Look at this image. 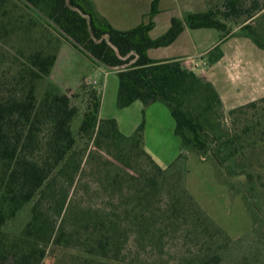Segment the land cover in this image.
Returning a JSON list of instances; mask_svg holds the SVG:
<instances>
[{
  "label": "trees",
  "instance_id": "trees-1",
  "mask_svg": "<svg viewBox=\"0 0 264 264\" xmlns=\"http://www.w3.org/2000/svg\"><path fill=\"white\" fill-rule=\"evenodd\" d=\"M205 1L206 11L172 17L167 31L153 38L159 0L140 24L126 30L101 15L94 0H0V264H43L56 247L80 252L71 264H121L131 237L144 249L163 251L165 239L183 229L202 238L198 264L221 262L215 241L224 231L180 182L170 183L174 164L163 167L144 149V119L125 136L115 119L100 118L99 91L83 81L86 109L75 133L79 108L72 96L53 84L41 91L57 61L60 36L117 69L119 107L165 103L183 149L210 156L229 180L242 178L250 208L261 213L264 97L225 114L211 81L180 58L149 55L173 44L186 28L217 29L222 41L247 37L264 50V0ZM222 57L219 45L207 54L210 65ZM79 139L99 150L79 149ZM101 151L109 159L97 163ZM87 162L96 165L92 174L103 199L97 205L77 198ZM31 202L29 221L20 237L10 240L5 226Z\"/></svg>",
  "mask_w": 264,
  "mask_h": 264
},
{
  "label": "rangeland",
  "instance_id": "rangeland-1",
  "mask_svg": "<svg viewBox=\"0 0 264 264\" xmlns=\"http://www.w3.org/2000/svg\"><path fill=\"white\" fill-rule=\"evenodd\" d=\"M201 1L208 9L206 1ZM191 2L194 9H200L199 0H159V17L155 18L156 34L165 32L171 17H183L188 11L187 5ZM151 4L152 0H140L139 3L132 0H114L111 4L109 0H99L97 10L103 16L111 15L113 24L110 23L115 28L126 30L143 21L146 12L150 11ZM141 11L145 14L142 18L137 17ZM60 37L62 43L57 61L51 75L42 84L41 91L48 84H53L61 92L72 96V104L79 108V114L73 121L74 132L77 133L86 109L80 90L84 81L88 87H95L99 91L100 118L115 119L119 130L125 136H131L144 119V149L163 167L174 164L170 183L175 185L180 182L178 185H181L187 195L211 217L215 225L224 231L225 234L215 241L221 255V262L218 264H264V187H260L264 177L257 182L261 192L258 202L262 209L261 213L257 214L250 208L240 189L242 178L229 180L210 156L203 157L192 150L183 149L174 132L175 120L165 103L156 102L148 111L140 101L128 107H119L117 69L91 59L65 38ZM181 45L190 53L191 62L185 66L198 72L206 80L209 76L215 79L224 91L225 114H228V107L234 108L264 97V50L252 39L232 37L222 41L221 32L217 29H189L188 35H184L174 47L166 49L165 52H173ZM216 45L220 46L224 55L226 54L224 60L213 64V69L209 72L208 59L207 65L201 64L197 67L196 61H201V58L197 57L199 50L210 49ZM76 94L79 96L74 97ZM78 147L92 149L91 151L99 150L92 142L80 139ZM101 153L103 155L97 163L108 158L105 152ZM95 166L94 162H87L78 180L77 198L85 202L84 204L97 205L103 201L96 182L97 176L92 174ZM69 196L74 203L76 197L72 194ZM32 205L33 202L25 205L17 217L5 226L4 231L10 240L20 237L22 229L31 217ZM60 220L61 217L58 218L57 224ZM196 234H188L187 229L173 233L172 237L165 239L166 247L163 251L144 249L131 237L127 249L128 257L126 262L121 264H198L203 251L200 247L202 238ZM78 254L80 252L74 247H56L46 254L41 263L71 264L72 257Z\"/></svg>",
  "mask_w": 264,
  "mask_h": 264
},
{
  "label": "crops",
  "instance_id": "crops-1",
  "mask_svg": "<svg viewBox=\"0 0 264 264\" xmlns=\"http://www.w3.org/2000/svg\"><path fill=\"white\" fill-rule=\"evenodd\" d=\"M113 1L114 0H109V3L111 4V3H113ZM132 1H134L135 3L137 2V3H139V1L140 0H132ZM200 2L198 3L201 7H200V9H194L195 7H194V5H192V2L189 4V5H187V10L188 11H186V12H196L197 10V12H203V11H206L207 10V8H205V6H203V2L201 1V0H199ZM94 2H95V5H96V7L98 8V5H99V0H94ZM152 2H153V0H152ZM147 13V12H146ZM102 14V13H101ZM145 14V12L144 11H141V12H139L138 14H137V17L139 16V17H141L142 18V16ZM107 16V18H108V20L113 24V19H111V15H105V17ZM159 17V14L156 16V19ZM173 17H175V16H173ZM171 19H172V17H171ZM170 19V20H171ZM157 26V25H156ZM156 26H155V28L151 31V36L153 37V38H156V37H159L160 35H162V34H156ZM169 24L167 25V27H165V32L167 31V29L169 28ZM189 29L190 28H186L184 31H183V33L178 37V39L173 43V44H171V45H169V46H167V47H161V48H156V49H151L150 51H149V55H150V57L151 58H153V59H171V58H180V60L182 61V63L185 65V64H189L191 61L189 60V57H190V53L187 51V49L185 48V46L184 45H181V46H179L178 48H176L173 52H165L166 51V49L168 50V49H170L171 47H174V45H176L177 43H178V41H180V39H182V37L184 36V35H188V31H189ZM202 29H204V28H202ZM202 29H192V30H195V31H200V30H202ZM123 30V29H122ZM215 46H213L212 48H210V49H204V50H199V53L197 54V57L198 58H201V61H196V62H198V63H195L196 65H197V67L198 66H200L201 64H206L207 65V63H206V61H207V54H208V52L211 50V49H213ZM225 56H226V54L224 55L223 54V57L221 58V59H219L217 62L218 63H220L222 60H224V58H225ZM211 69H213V65H210L209 66V68H208V71L207 72H209V70H211ZM198 73V72H197ZM203 73V72H202ZM199 74V73H198ZM200 75V74H199ZM203 75V74H202ZM208 80L209 81H211L215 86H216V88L218 89V91H219V93L221 94V97H222V99H223V102L226 104V101L224 100V96H223V94H224V91L222 90V88L218 85V83H217V81L214 79H212L210 76L208 77ZM137 102V101H136ZM142 104V103H141ZM154 105H156V103H153V104H151V105H149V106H147L146 108H145V110L146 111H148V109H151L152 107H154ZM142 106H143V104H142ZM226 107V106H225ZM143 108H144V106H143ZM229 108V110L230 109H232L233 107H228ZM162 166V165H161Z\"/></svg>",
  "mask_w": 264,
  "mask_h": 264
}]
</instances>
